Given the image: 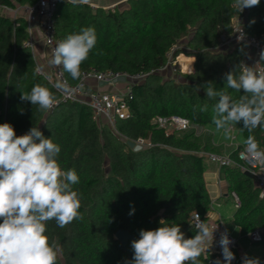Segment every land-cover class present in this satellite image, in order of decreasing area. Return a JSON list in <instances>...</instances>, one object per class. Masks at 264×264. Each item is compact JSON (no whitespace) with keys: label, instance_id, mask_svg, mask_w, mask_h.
<instances>
[{"label":"trees","instance_id":"1","mask_svg":"<svg viewBox=\"0 0 264 264\" xmlns=\"http://www.w3.org/2000/svg\"><path fill=\"white\" fill-rule=\"evenodd\" d=\"M37 1L0 0V7ZM238 13L234 0H127L124 7L108 10L92 9L85 2H59L55 29L61 41L84 27L94 28L97 36L95 47L80 66L79 78L63 70L69 83L77 84L82 72L90 68L148 73L133 87L131 115L117 122L119 135L106 125L99 126L85 104L60 99L59 92L36 71L35 57L25 45L29 33L24 16L0 13V124L13 125L17 136L39 127L60 146L57 160L62 170L74 169L79 176L73 189L80 196L83 218L63 228L55 220L46 222V235L62 252L59 264H127L134 255L131 242L139 239L142 229L160 227L161 219L180 225L185 238L196 234L192 213L208 222L211 198L204 178L208 160L201 153L216 149L213 134H200L197 128L216 129L212 115L218 98L208 99L203 86L212 82L233 99L243 95V91L225 88V74L240 70L243 46L227 52L219 49ZM245 16L247 32L264 41V0L245 8ZM183 39L189 55L196 58L193 73L184 75L182 81L167 79L158 70L170 57L185 53L177 47ZM35 85L53 93L51 110L20 99ZM205 104L207 111L196 107ZM170 115L188 118L193 128L166 133L151 123L155 117ZM233 127L241 144L251 134L264 150V129L249 133L241 130L242 124ZM138 138L152 145L127 146ZM229 155L238 161V149ZM221 173L229 192L238 196L233 220L240 239H247L252 230L264 229V197L255 178L238 167L222 166ZM133 208L134 214L129 215ZM118 230L133 236L126 250L115 237ZM208 257L201 256L199 264H205Z\"/></svg>","mask_w":264,"mask_h":264},{"label":"clouds","instance_id":"2","mask_svg":"<svg viewBox=\"0 0 264 264\" xmlns=\"http://www.w3.org/2000/svg\"><path fill=\"white\" fill-rule=\"evenodd\" d=\"M234 4L242 12L258 6L260 0H234ZM96 43L95 29L81 28L57 44L49 64L62 66L73 79H78L80 66ZM256 65L241 63L239 72L235 68L225 74V88L243 91L239 99L217 90L212 82L203 86L208 99L218 98L213 106L212 124L227 139L232 137L233 125L242 124L241 130L249 133L258 127L264 129V70L258 71ZM55 86L65 88L64 83ZM20 99L49 111L55 97L48 88L35 85L30 93H22ZM196 107L204 112L208 106ZM244 143L250 157L264 164V150L255 137L250 134ZM60 151V146L51 137H45L39 127L33 126L17 136L13 125L0 124V264H59L62 252L46 235V222L55 220L63 228L83 218L79 212L80 196L73 189L79 176L74 169L62 170L57 160ZM134 211L133 208L129 215ZM159 223L160 227L154 230L142 229L139 239L131 242L134 255L127 264H199L201 256L207 258L217 227L210 230L201 221L195 226L196 234L185 238L180 225H169L164 219ZM231 244L225 230L219 240L223 260L217 259L215 264H232L236 257ZM242 264L261 261L245 254Z\"/></svg>","mask_w":264,"mask_h":264},{"label":"built area","instance_id":"3","mask_svg":"<svg viewBox=\"0 0 264 264\" xmlns=\"http://www.w3.org/2000/svg\"><path fill=\"white\" fill-rule=\"evenodd\" d=\"M81 2V0H38L32 5L19 6L24 8V18L27 22V29L29 38L26 40L25 45L34 53V38L33 32L38 28L41 32L43 41L51 59L52 52L57 44L61 41L56 36L55 29V14L59 2ZM97 2H105L109 0H96ZM92 9L98 8L99 5L95 2H87ZM115 4H109L103 8H113ZM6 12H13L15 9L2 6ZM245 9L234 16L232 20V32L222 37L219 49L228 50L237 46H243L245 55L243 56L242 63L247 66H255L258 71L264 70V65L261 60V52H264V41L256 36L247 32L245 28ZM176 62L171 60L164 65L158 73L164 71L175 70ZM36 71L43 75L45 79L59 92L62 101H77L85 104L92 112L93 119L99 126L106 125L110 127L116 134L119 135L116 125L119 120L127 119L131 115L130 100L133 96V87L135 84L142 83L148 73H128L122 71H100L96 68H90L83 71L81 78L77 84H71L64 75L62 66H50L49 70H45L40 64L36 62ZM57 83H64L65 88L58 89L55 85ZM151 123L158 129L164 130L166 133L173 131H185L193 128L191 121L180 115H170L167 117L158 116L152 119ZM196 128V127H195ZM235 128L233 127V140H235ZM134 145L138 148L151 146V141L148 139L138 138ZM238 149V161L233 159L230 155L220 154L215 152H202L201 154L206 157L209 162L222 166H236L243 172H250L254 175L255 181L260 188V196L264 197V164L259 161L253 160L246 152L245 144H240ZM232 195L239 205L238 196L232 192ZM191 224L196 226L203 221L198 214L192 213ZM207 226L211 229L216 228L214 232V241L209 248V257L205 264H215L217 259L223 260L219 240L221 233L225 232L226 227L221 222H214ZM196 228V227H195ZM229 238L232 241L230 245L231 251L235 254V259L232 264L238 263V255L236 250L238 248V239L231 235L228 231ZM247 238L253 243L264 244V229H254L248 233Z\"/></svg>","mask_w":264,"mask_h":264},{"label":"crops","instance_id":"4","mask_svg":"<svg viewBox=\"0 0 264 264\" xmlns=\"http://www.w3.org/2000/svg\"><path fill=\"white\" fill-rule=\"evenodd\" d=\"M84 1H92V0H84ZM95 2V0H93ZM109 1H105L102 3H108ZM18 7L17 5L15 8V11L13 12H6L2 7L1 10L6 12V14L15 16V13L18 12ZM23 15V14H22ZM33 38H34V57L35 60L38 64H40L45 70H49L51 64H49V53L47 51V48L45 46V43L43 41L41 32L38 28H35V31L33 32ZM42 53H47V56L42 55ZM193 60V59H192ZM194 62L192 63V65ZM193 66H191L192 68ZM200 134L202 133H212L213 134V146L215 147L216 151H213L215 153H223L229 155L231 151L235 150L242 142L238 136V131L235 129V140L231 137V139L225 138L224 134L222 131H218L216 129H209V128H204L200 127L199 129L197 128ZM233 136V134H232ZM204 178L206 182V187L208 190V193L211 198V207L208 212V224H212L214 222H221L225 225L227 231L235 236L238 241V248L236 250V253L238 255V263L237 264H242V258L244 257L245 254H248L247 250H243L240 248V244L242 243L243 240L247 241L248 243L251 244H257L261 245L264 247L263 243H253L250 242L247 239H240L239 237V229L234 223V214L237 209V203L232 195V192H229L228 190V184L227 181L223 178L222 173H221V167H219L217 164L209 162L208 161V168L206 169L204 173ZM242 250V253H240ZM209 252V250H208ZM262 261L264 263V253H263V258Z\"/></svg>","mask_w":264,"mask_h":264},{"label":"rangeland","instance_id":"5","mask_svg":"<svg viewBox=\"0 0 264 264\" xmlns=\"http://www.w3.org/2000/svg\"><path fill=\"white\" fill-rule=\"evenodd\" d=\"M88 2H94V1L92 0V1H88ZM95 3L99 5L98 8H102L104 10L112 9V8H103L104 6H106V5L109 6V4H112V3L115 4V6H113V9L114 8H119L120 9V8L124 7L127 4V0H109V2L108 3H105V4L102 3V2L99 3V2H97L95 0ZM94 9H97V8H94ZM0 13H6V12L2 11L1 8H0ZM17 14H24V8H20L18 10V12L15 13V15H17ZM177 47L178 48H184V50H186V51H185V53L179 54L173 60L170 57V60L173 63L176 62V65L174 67L175 70L172 69L170 71H164V72H162L160 74L163 77L167 78V79L172 78V79H176L178 81H182V80H184V75H187V74L189 75V74L193 73L194 64L191 65V66H193L192 70L184 71L183 68H182L181 60H180L181 56L190 57L191 59H193L192 60V63L193 62L195 63L194 59H196V58L194 56L189 55L188 52L190 50L186 47V39L181 40L178 43V46ZM231 50H232V48H229L228 50H225L224 52L231 51ZM244 55H245V53H244ZM192 57H194V58H192ZM101 126H104V125H101ZM127 146L128 147L129 146H132V148H138L133 143H131V144L127 145ZM220 154H223V153H220ZM105 169H106V172L109 169L108 168V162L107 161L105 162ZM240 248H242L243 250H247L248 251V254L247 255L249 257H258L260 259V261H261V264H264L263 261H262L263 253H264V247H262L261 245H257V244H251V243H248L247 241L243 240L242 243L240 244ZM240 251H241L240 253H242V250H240Z\"/></svg>","mask_w":264,"mask_h":264},{"label":"water","instance_id":"6","mask_svg":"<svg viewBox=\"0 0 264 264\" xmlns=\"http://www.w3.org/2000/svg\"><path fill=\"white\" fill-rule=\"evenodd\" d=\"M246 174L254 177V175L250 172H246ZM115 237L120 241L124 250H126L128 240L133 238V236L127 230H118L115 234Z\"/></svg>","mask_w":264,"mask_h":264},{"label":"bare ground","instance_id":"7","mask_svg":"<svg viewBox=\"0 0 264 264\" xmlns=\"http://www.w3.org/2000/svg\"><path fill=\"white\" fill-rule=\"evenodd\" d=\"M180 60H181L182 68L184 71L191 70L192 59L190 57L181 56Z\"/></svg>","mask_w":264,"mask_h":264}]
</instances>
